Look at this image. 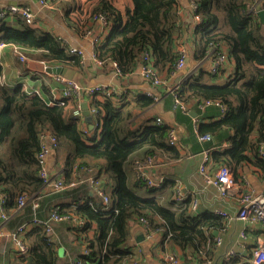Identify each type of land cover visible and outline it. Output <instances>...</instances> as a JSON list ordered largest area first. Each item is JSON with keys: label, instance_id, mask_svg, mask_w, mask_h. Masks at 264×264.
Here are the masks:
<instances>
[{"label": "trees", "instance_id": "obj_1", "mask_svg": "<svg viewBox=\"0 0 264 264\" xmlns=\"http://www.w3.org/2000/svg\"><path fill=\"white\" fill-rule=\"evenodd\" d=\"M193 3L197 5L193 15L200 17L193 27L197 58L210 54L212 57L214 51L225 47L235 69L225 84L191 78L178 87L176 96L171 93L174 102L176 97L188 112L190 103L223 105L226 114L222 118L198 127L200 136L210 134L217 140L225 137L229 141L228 148L211 152V162L215 167H230L236 179H240L248 163L264 172V158L259 154L264 142V22L256 9L261 5L264 10V0H193ZM133 4L126 22L106 2L96 10L94 18L104 17L111 28L108 37L96 48V59L103 65L116 63L121 75H127L149 55L160 76L165 71L171 73L179 58L175 47L183 30L178 0H133ZM9 15L0 17V46L20 47L26 57V53L35 54L36 59L50 66L63 65L80 74L85 71L82 56L72 54L62 39L27 25L19 15ZM2 70L0 62V196L6 213L19 210L21 196L27 195L33 203L47 189L39 176L37 155L41 150L40 133L49 130L58 139L56 150L67 153L66 184L73 182V174L78 177L79 170L95 168L93 177L101 180L103 187V172L83 161L105 162L111 191L108 196L103 187L110 199L108 205L87 196L71 207L54 209L83 221L73 226L78 239L82 238L86 245L87 252L80 256L81 264H126L133 260L129 247L131 222H139L149 235L159 234L163 245L178 247L186 262L205 261L203 257L207 258V249L214 243L213 232L224 226L223 218L210 212L194 216L186 203L178 210L167 207L161 194L174 186L172 181L163 182L160 187H150L144 181H137L133 187L129 184L127 163H144L151 157L156 161L158 154L166 160L182 157L177 145L169 142L172 128L158 124L156 119L141 123L135 119L133 109H149L155 104L154 97H136L133 109L127 100L118 105L113 100L88 97L97 125L88 130L82 126V118L73 115L74 109L68 108L69 101L75 107L76 99H65L64 105L58 101L51 105L49 100L28 92L22 85L15 88L4 85ZM137 189H144L145 193L140 195ZM172 201L176 205L174 197ZM22 241L27 249L25 253L18 252L15 264H58L56 247L43 226L36 225L22 236ZM238 259L233 258L227 264H240ZM241 264L251 263L246 260Z\"/></svg>", "mask_w": 264, "mask_h": 264}, {"label": "crops", "instance_id": "obj_2", "mask_svg": "<svg viewBox=\"0 0 264 264\" xmlns=\"http://www.w3.org/2000/svg\"><path fill=\"white\" fill-rule=\"evenodd\" d=\"M103 2L118 10L124 19H128V14L133 10V0H50L47 6L39 8L35 27L40 28L54 36L62 39L71 48L84 52L85 71L81 73L83 76L84 87H92L97 85H105L115 88L122 98L118 97L116 104L120 105L125 100L131 103V109L136 106V97L151 96L155 98V104L149 109H133L135 119L138 123L150 119H162L164 125L172 128L177 136V147L182 157L177 160H166L164 156L159 155L155 161L153 168L147 173L154 181L174 182V186L167 188L161 194V199L167 207L178 210L184 204L188 205V210L194 216L202 213L220 210L227 215L223 218L224 226L213 232L212 239L214 243L210 249H207V258L203 257L204 262L201 264H227V261L239 258L240 264L249 260V255L253 246L258 244L262 238L264 224L261 220L250 219L242 221L238 218L240 209L239 198L245 191L251 190L255 193H264V172L258 170L253 163L244 166L241 177L246 179L248 186L243 181L228 194L221 197L214 184H208L204 177L199 174V168L204 163L205 152L209 150V159L211 152L228 148L229 141L227 138L217 140L214 136L211 141H202L198 132V127L202 123H211L222 118L226 112L219 105H208L201 108L198 104H189V112L186 114L181 107H177L171 90L179 87L181 84L197 77L201 81L208 84H225L234 73L235 62L229 61L226 65L223 75L213 77L212 71L214 61L210 55L205 58L198 59L195 52L193 27L196 26L197 20L193 17V0H178V12L180 15L181 28L183 29L179 40L176 43V51L179 52L180 47L186 51V62L182 69L173 70L171 73L167 71L161 75L166 80L162 86L155 87L148 82L141 73L140 66L127 75H119L111 63L98 66L91 60L93 54V44L98 39L103 43L108 37L111 28L103 21L94 18L96 10L101 7ZM13 4L29 5L37 8L38 6L33 0H0V7H9ZM87 32H89L88 35ZM223 51L227 52V48L223 47ZM228 53V52H227ZM27 62L22 63L15 51V46L5 45L0 47V62L2 65L1 81L9 88H15L22 85L28 92H38L46 100L60 98L63 96L61 87L52 77L42 76L43 69L40 60L27 54ZM30 70L27 72V70ZM42 69V70H41ZM212 75V76H211ZM52 89H55L52 90ZM88 97L81 95V104H88ZM71 110L74 105H71ZM68 110V112H71ZM82 126L88 130H93L97 125L93 120V127L82 117ZM231 132V131H230ZM232 133V132H231ZM67 153L63 150H53L47 158L46 169L53 178H63L66 174ZM211 160V159H210ZM212 161V160H211ZM96 166L99 172H103V187L108 196L110 187L107 183L108 176L105 172L104 161L84 160L83 163ZM210 162L208 169L214 176L219 166ZM130 186L137 181L143 182L136 171V164L129 162L125 165ZM96 169L79 170L78 177L73 174L72 181L76 183L74 187H68L63 191L49 187L43 194L38 197L39 203L38 216L42 220H48L52 215V210L57 207L73 206L77 202L83 201L84 198L94 197L97 202L102 198L94 191L95 188L91 184V177L96 174ZM71 182V181H70ZM146 184V183H144ZM133 187V186H131ZM180 190L183 194L182 199L173 205L172 198L176 199V191ZM138 194L143 195L144 189H137ZM173 205V206H172ZM33 204L29 201L24 209L5 213L6 218L2 217V206L0 202V228L5 235L0 238V264H15L18 248L11 237L23 225H27L26 232L22 236L36 227L32 223ZM196 206V208L194 207ZM217 215V214H216ZM72 222H53L51 230L48 232L50 240L54 243L58 255V264H66L70 261L80 260V256L86 253V245L82 238L76 236L73 230ZM130 243L134 259L126 264H163L164 258L168 253H175L180 264H199L194 262H186L182 256V252L178 247L171 245H163L162 238L159 234L149 236L146 229L139 222H131ZM92 230L89 231V234ZM231 252L235 254L229 256ZM199 260V259H198Z\"/></svg>", "mask_w": 264, "mask_h": 264}, {"label": "built area", "instance_id": "obj_3", "mask_svg": "<svg viewBox=\"0 0 264 264\" xmlns=\"http://www.w3.org/2000/svg\"><path fill=\"white\" fill-rule=\"evenodd\" d=\"M41 7H46L48 4V0H40ZM192 8L195 10L197 8L196 3H192ZM10 14L9 16L19 15L21 18L25 21L27 25L34 26L37 19V12L30 7L29 5H11L9 7H0V17H4L5 15ZM195 20L198 22L200 21L199 16H194ZM97 20H101L106 24V20L104 17H100ZM107 25V24H106ZM89 32H87L86 35H88ZM100 40V39H99ZM97 39L93 44V54L91 57V60L94 61L98 66H102V62L98 61L95 56V51L97 46L101 43ZM5 45H1L0 47H3ZM179 50V58L175 65V71L182 69L185 65L187 56L186 51L184 48L180 47ZM15 51L17 53V56L21 60L22 63L27 62V57L22 52L20 47L15 46ZM70 52L72 54H77L79 56H82L83 60L85 58L84 52L71 48ZM212 59L214 61V68L212 71L213 75H218L221 73V71H225L227 63L230 61L228 53L225 51H214L212 54ZM41 66L43 69L42 76H50L53 78V80L60 85L61 91L63 92V96L60 98H52L49 101V104L54 105L57 101L59 104L64 105L65 99H76V105L74 107L73 115L77 118L83 117V109L82 104L80 101L81 95L89 96V97H97L104 100H113L116 101L118 97L122 98L120 93L113 87L105 86V85H97L92 87H84L79 82L75 80H69L61 75H54L50 74L48 72V68L52 67L48 65L46 62L42 61ZM85 63V61H84ZM114 66L116 72L121 75V71L118 69V66L116 63H112ZM141 73L143 77L150 82L153 86L158 87L165 84L166 80L162 79V77L158 74V72L154 69L152 66V61L150 59L149 55H145L143 57L142 63L140 65ZM41 69V70H42ZM30 71L29 69L27 72ZM55 91V89H52ZM178 90V87L171 90V93L176 96L175 92ZM34 94H37L41 96L38 92H33ZM176 104L180 105L184 112L188 113V108L180 103L179 99L175 97ZM208 105H219L221 106L222 110L225 111V108L220 103H212V102H206L204 104H200L201 108H204ZM226 112V111H225ZM158 124L162 123V119L158 118L157 120ZM202 141H211L213 137L210 134H206L204 136L200 137ZM40 141H41V150L37 155V160L40 166V172L39 176L44 181V185L46 188L52 187L56 189L57 191H63L67 189L68 187H74L76 186L77 181L72 182L70 184H66L65 180L63 178H53L49 172L46 169V163L47 158L52 153L53 150H55L58 146V139L57 137L49 130H43L40 133ZM177 136L174 130H172L169 134V142L171 145H177ZM209 150H206L205 152V160L204 163L199 168V174L204 177L205 181L208 184H214L219 192V195L221 197H226L228 194L235 188L236 185L239 184V181H243L246 186H248V182H246L245 178L240 177V179H236L234 176V172L232 169L228 166H221L217 169L215 175L213 176L211 172L208 169L209 163L211 160L209 159ZM259 154L261 157L264 158V142L260 145L259 148ZM155 165V159L154 157L149 158L144 163H138L136 164V171L137 174L140 176L141 180L146 182L150 187H160L164 181L162 178L161 181H154L151 179L147 171L151 168H153ZM90 172L93 173L92 169H89ZM91 184L95 188V192L102 198L103 203L105 205H108L110 203L109 197L105 194L102 182L101 180H97L95 176L91 177L90 179ZM182 192L180 190L176 191V200L180 201L182 199ZM0 202L2 206V217L6 218L5 211H4V200L3 197L0 196ZM29 202V198L27 195H23L18 200V208L19 210L24 209ZM240 203V209L238 212V218L242 221L255 219V220H261L264 224V193H255L251 190L245 191L241 194L239 198ZM33 219L32 223L34 225L43 226L47 232L51 230V224L55 222H72L74 225H80L83 224V221L78 220V218L74 217L72 214H59L57 210H52V215L48 220H42L38 216V209H39V203L37 200H35L33 203ZM196 208V206H194ZM217 215L225 216L227 215L225 212L217 210L215 211ZM146 224L147 222L143 220ZM27 225H23L15 234H13L11 237L13 238V241L16 243L18 252L19 253H25L27 249V244L22 241V238L20 237L21 234L26 232ZM5 234L2 233L0 228V238L4 236ZM149 235V234H148ZM151 236V235H149ZM262 238L259 239L258 244L256 247H253L251 250V257L249 259L251 264H264V230L262 232ZM87 252V251H86ZM234 252H231L229 256L234 255ZM66 264H81L80 260L76 261H70ZM163 264H180V259L175 253H168L163 261ZM207 264V262H206Z\"/></svg>", "mask_w": 264, "mask_h": 264}, {"label": "water", "instance_id": "obj_4", "mask_svg": "<svg viewBox=\"0 0 264 264\" xmlns=\"http://www.w3.org/2000/svg\"><path fill=\"white\" fill-rule=\"evenodd\" d=\"M33 2H35V4L38 6L37 8H34V10L38 12L39 8H42L40 4V0H33ZM13 5H17V4H13ZM256 9H257L258 15L264 22V10L262 9L261 5H257ZM48 72L54 75H61L69 80H75L79 82L80 84H84L83 76H81V74L77 70L63 66V65L49 67ZM82 109H83V116L86 122H88L91 125V127H93L92 112L89 109L88 104L87 103L82 104ZM214 234L217 235L218 232L216 231Z\"/></svg>", "mask_w": 264, "mask_h": 264}]
</instances>
